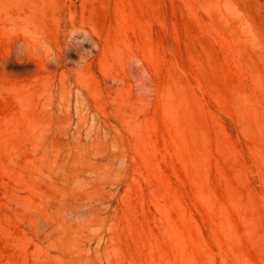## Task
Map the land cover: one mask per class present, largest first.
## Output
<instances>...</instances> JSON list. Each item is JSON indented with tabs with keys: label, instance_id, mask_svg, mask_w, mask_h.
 <instances>
[{
	"label": "rangeland",
	"instance_id": "374dc122",
	"mask_svg": "<svg viewBox=\"0 0 264 264\" xmlns=\"http://www.w3.org/2000/svg\"><path fill=\"white\" fill-rule=\"evenodd\" d=\"M0 264H264V0H0Z\"/></svg>",
	"mask_w": 264,
	"mask_h": 264
}]
</instances>
